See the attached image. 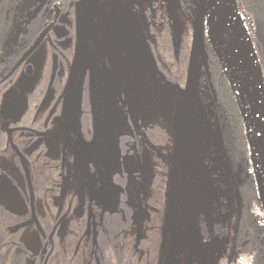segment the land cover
<instances>
[{
	"label": "rangeland",
	"instance_id": "1",
	"mask_svg": "<svg viewBox=\"0 0 264 264\" xmlns=\"http://www.w3.org/2000/svg\"><path fill=\"white\" fill-rule=\"evenodd\" d=\"M237 1L254 45L255 81L264 93V28L255 15L244 7L245 3L241 0ZM194 2L197 3L198 0ZM116 6H119L118 11L121 14L118 15L119 19L123 17L125 21L121 23L122 25L111 21L110 26L114 27V31L109 29L110 26L108 30H105L106 32L103 30L104 41L117 53L141 52V49L132 44L135 40L134 34L127 32L124 34V26L128 25L129 21H134L133 17L123 15L128 14V9L124 7L123 2ZM193 18L194 12H190L185 17L177 14L178 24L186 22V27L181 32L183 35L186 34L188 42L186 41V45L183 46L184 50H181V58H178L175 50L172 60L161 59V65L157 66L159 68L157 70L165 76L160 78L162 82L158 87L157 84H152L149 78L147 82L132 78V83L129 84L126 74L123 73L124 69L120 68L125 66L123 64L106 73V82L111 89L113 88L112 95L115 98L114 106H116V111L111 110V118L116 119L111 127L115 154L110 157H104L101 154L99 158L90 159V162L94 164L93 173L90 176L91 182L88 187L82 184L80 188L74 174L71 176V187L69 184L66 185L67 179L70 181V164L66 166L64 162L62 163L63 160L59 163L56 157L59 156L58 151H53V156L57 159L50 165V176H47L45 172L47 181L50 182L48 186L50 192L45 193L44 175L40 179L41 183L35 186L36 195L41 199L35 211L37 218L35 217L33 221L28 219L25 221L24 215L28 213L30 207L27 208L23 201L17 208L15 205L11 207L10 203V207L6 206L7 203L1 207L3 221L0 222V234H2L0 264H42L44 258L40 254L42 240L37 234H44V232L47 234L53 230L66 208L72 210V215L68 218L66 228L57 229L55 250L49 264H89L84 246L90 239L96 238L101 221L112 212H117L124 219L123 222L127 223L126 227L124 225V228L119 229L115 235L117 244L127 250L132 248L140 250L141 242L149 241L152 252L147 259L150 264H233L236 245L242 241L237 236L238 213L242 202L241 186L242 184L251 186L249 181H252L253 177L252 166L249 154L242 145L240 146L241 142L234 140L235 135L229 115L226 116L227 112L221 110L223 105L217 100L218 94L214 82L211 81L210 84L202 71L198 78L193 106L189 141L191 161L186 178V190L176 220L168 234L169 239L164 251L166 256L163 260L161 258L164 204L174 136L187 80ZM127 20L129 21L126 22ZM131 28L134 29V25ZM108 34L111 35L108 36ZM112 36L115 39L114 43L110 41ZM206 49L207 52L209 49L212 51L207 38ZM158 50L161 55L163 54L162 56H166L165 50L160 47ZM210 54L213 55V51ZM150 64L153 65V63ZM173 74L176 78L174 82H171L168 76ZM103 83L104 80L97 82L100 90L106 88L102 87ZM79 85L75 88L76 96L81 94ZM128 87L132 90L130 96H128ZM76 96L75 99L80 98ZM120 101H125L137 112L138 121L135 129L127 128V117ZM97 102L99 108V100ZM148 125H157L167 132V140L157 145L155 153L152 146L144 140L141 129ZM124 134H130L127 140L137 139L134 137L140 139L144 155L139 154L134 140L127 141L123 152L121 150L118 152V135L120 137ZM242 134L245 135V132L237 133L240 136ZM41 160L40 162H43V159ZM41 164L39 174H44V165ZM73 166L76 169L77 163L73 162ZM97 168L102 175L103 184L96 182ZM66 171L67 178H65ZM73 171L76 172V170ZM201 181L206 184L211 207L209 211L205 210L202 201V190L199 185ZM92 183L95 186H92ZM3 194V198L6 199V192L4 191ZM9 194L13 196L10 192ZM14 194L18 199H22L18 188H15ZM10 196L7 195L9 199H12ZM80 196L86 204L83 210L78 204ZM124 210L128 212L125 213ZM88 214L92 217L90 222L87 221ZM88 226L90 230H87ZM146 245H148L147 242ZM255 251L251 244L246 249V253L251 255L256 254ZM145 253H149L148 249Z\"/></svg>",
	"mask_w": 264,
	"mask_h": 264
},
{
	"label": "flooded vegetation",
	"instance_id": "2",
	"mask_svg": "<svg viewBox=\"0 0 264 264\" xmlns=\"http://www.w3.org/2000/svg\"><path fill=\"white\" fill-rule=\"evenodd\" d=\"M122 2L128 9V14L123 15H131L134 19L129 21L131 18H128L126 22H129L124 26V34L125 32L134 34L135 40L132 44L141 49V52L117 53L102 37V31L108 30L111 21L120 24L125 21L123 17L119 19L118 15L121 14L118 11L119 6H116ZM196 7L197 3L194 0H0V222L3 221L1 207L7 203L6 206L10 207L11 204V207L15 205L17 208L22 205V201L27 208L30 207L28 213L24 215L25 221L26 219L33 221L35 217L37 218L35 211L41 199L36 195L35 186L41 183L40 179L44 175L45 193L50 192L48 189L50 182L47 181L45 172L50 176V165L57 159L56 157L59 163L63 160L62 163L64 162L66 166L70 164L71 173L73 172L70 173V181L67 179L66 185L69 184L71 187V176L74 174L78 187L81 188L82 184L84 187L89 186L94 167L90 159L99 158L101 154L110 157L116 152L111 137L113 136L111 127L116 121L111 118V110L116 111L115 98L112 95L113 88L111 89L106 82V73L125 65L120 68L124 69L123 73L126 74L129 84L132 83V78L146 82L149 78L152 84H157L158 87L162 82L160 78L165 76L157 68L161 65V59L172 60L175 50L178 58H181V50H184L183 46L186 45V41L188 42L186 34L183 35L181 32L185 29L186 22L178 24L177 14L185 17L190 12H194L195 15ZM87 10L91 18V29L87 34L91 55L84 61L93 60L98 67L94 73L97 78L95 96L99 100V108L98 102L94 104L91 99L90 67L86 65L82 78H79L81 85L78 83L81 94L76 96L74 90L70 123L66 124L64 130L62 119L64 95L79 41L78 12L83 13ZM132 25L134 29L131 28ZM111 27L109 29L114 31V27ZM192 37L193 27L191 44ZM110 41L115 42L113 36L110 37ZM159 47L166 51V56L158 52ZM208 52V70L211 75L213 59L209 50ZM203 72L205 73L204 70ZM100 73L104 80L102 87H106L101 90L97 84L101 80ZM168 78L174 82L176 76L173 74ZM129 88H127L128 96L132 93ZM150 88L154 87L150 86ZM75 96L80 98L75 99ZM75 100L76 104H74ZM121 103L127 117V128L135 129L138 121L137 112L125 101ZM153 126L141 128L146 142L148 138L146 131ZM129 135L124 134L120 137L118 135V152L122 151L121 138L124 144L127 141L133 142L134 139L127 140ZM134 138H137L134 140L137 151L141 156L144 155L140 139ZM53 151H58L59 156H53ZM153 152L155 153V150ZM41 159L43 162H40ZM73 162L77 163L76 169ZM41 163L44 165V174H39ZM67 174L66 171L65 178L68 177ZM252 181L250 180L249 184L256 198L258 192ZM96 182L103 184L98 168ZM92 186L95 185L92 183ZM15 188L19 189L22 199H18L14 194ZM4 191L6 199L3 198ZM9 192L13 196H10ZM78 200L81 210L85 209L84 199L80 196ZM245 201L242 199L237 225V236L242 241L236 245L232 263L264 264V220L261 203L257 198L250 202ZM71 211L70 208H66L58 220V228H66L68 218L72 215ZM66 213L68 215L61 220ZM91 220L92 217L88 214L87 221ZM221 228L220 225V230ZM87 230H90L89 226ZM51 232L52 230L47 234L45 232L37 234L42 240L40 249V254L44 257L42 264L46 255L55 250L57 230L54 236V248L52 249L48 244L46 255L42 254ZM248 243L256 249V254L246 253V249L250 246Z\"/></svg>",
	"mask_w": 264,
	"mask_h": 264
},
{
	"label": "water",
	"instance_id": "3",
	"mask_svg": "<svg viewBox=\"0 0 264 264\" xmlns=\"http://www.w3.org/2000/svg\"><path fill=\"white\" fill-rule=\"evenodd\" d=\"M205 0H198L195 15L192 22L193 27V40L191 44L190 59L187 70L186 86L183 94V102L179 114V120L177 129L174 136L171 166L169 172V180L166 194L165 211L163 219V231H162V243H161V258H165L168 234H170L173 227V223L176 220L178 212L180 210L181 203L184 198L186 190V178L189 172L191 155L189 153L190 146V135H191V124L193 116V106L196 97V90L198 84V78L203 70L206 73L207 80L211 84V75L209 74V55L206 49V38L209 41L214 55L217 57L222 71L226 76L245 128V136L249 147V160L252 166V174L256 183L258 197L263 210L262 217L264 220V134L261 131L258 120L254 111V101L261 102L262 98L260 94L253 89L250 78L257 86L254 72L249 74L244 67V63L239 56L238 45L236 40V21L239 22L237 27L241 28V32L245 38H247L253 49L254 45L247 29L245 22L243 21L239 4L237 0H227L228 6L232 13V18L222 28V57L220 58L217 50L209 40L207 36V16L204 8ZM78 34L79 41L77 46V53L72 64L71 74L68 80V84L64 95L63 104V127L65 130L66 124L70 123V109L73 101V93L76 86L79 83V78H82L83 69L85 66L90 67V88H91V99L93 103H97L95 96V69L98 67L96 62L89 60L85 62L84 59L91 55V49L88 44L87 34L88 30L91 29V18L89 11L78 12ZM239 25V26H238ZM255 71V69H254ZM100 79L103 81V75L100 73ZM202 190V201L204 208L210 210V201L207 196L205 182H199ZM208 210V211H209ZM68 213L62 218L64 219ZM196 223V222H195ZM59 226V223L53 228L49 235L48 242L42 252L46 255V248L48 244L54 248V236ZM63 226V224H62ZM53 250L50 251L45 258L44 264H47L49 256Z\"/></svg>",
	"mask_w": 264,
	"mask_h": 264
},
{
	"label": "trees",
	"instance_id": "4",
	"mask_svg": "<svg viewBox=\"0 0 264 264\" xmlns=\"http://www.w3.org/2000/svg\"><path fill=\"white\" fill-rule=\"evenodd\" d=\"M242 1L245 3V8H247V10L255 15V17L259 20L264 28V0ZM209 51L210 53L212 52L210 49ZM211 56L214 60L211 63V75L212 81L214 82V86L217 90L216 92L218 94L217 100L223 105L221 110H224L223 112H227L226 116L227 114L229 115V119L232 124V131L235 135L234 140H239L241 142L240 146L242 145L246 153L249 154V147L246 136L244 134H242V136L237 135L239 131L245 132V128L234 95L232 93L228 80L222 71L218 59L214 54H211ZM146 132L148 135L147 144L152 146L153 150H156L158 148L157 145L163 144L168 138L166 130L157 125L149 127ZM144 145L146 147V144ZM120 146L123 151L125 144L122 138L120 141ZM253 185L257 190L255 181L253 182ZM251 187L252 186L250 185L242 184V199H244V201L249 200L250 202L251 200L257 198L259 201L258 194H256L255 198ZM124 207L126 209L125 205ZM126 212H128V210L125 211V213ZM123 220L124 219L117 212H112L106 215L105 220L101 221L102 224L101 227L98 228L96 238H92V240L90 239V241H88V243H86L84 246V250L87 254V262L89 264H150L148 259L151 255L152 250L149 246V241L141 242L140 250L133 248L127 250L117 244V240L115 239L116 233L122 227L124 228V225L125 227L127 225V223L123 222ZM146 242L148 243V245H146ZM147 249L149 251L148 254L145 253Z\"/></svg>",
	"mask_w": 264,
	"mask_h": 264
},
{
	"label": "bare ground",
	"instance_id": "5",
	"mask_svg": "<svg viewBox=\"0 0 264 264\" xmlns=\"http://www.w3.org/2000/svg\"><path fill=\"white\" fill-rule=\"evenodd\" d=\"M205 13L207 16V36L215 49L217 50L220 58L222 57V28L232 18L231 10L228 6L227 0H205L204 2ZM236 40L238 45L239 56L244 63V67L249 74L254 72V56L255 51L250 41L245 38L241 32V28L237 27L239 24L236 21ZM240 25V24H239ZM238 25V26H239ZM250 83L253 89L260 94L261 102L254 101V111L258 120L259 127L264 134V93L263 89L255 86L253 79L250 78Z\"/></svg>",
	"mask_w": 264,
	"mask_h": 264
}]
</instances>
